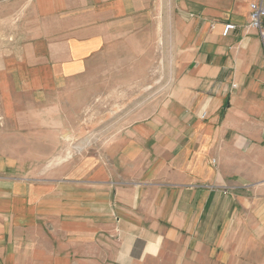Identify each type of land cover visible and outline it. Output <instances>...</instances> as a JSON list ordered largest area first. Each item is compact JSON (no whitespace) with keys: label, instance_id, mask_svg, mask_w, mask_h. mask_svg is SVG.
<instances>
[{"label":"crops","instance_id":"1","mask_svg":"<svg viewBox=\"0 0 264 264\" xmlns=\"http://www.w3.org/2000/svg\"><path fill=\"white\" fill-rule=\"evenodd\" d=\"M257 1L0 0V264H264ZM155 50L159 95L67 152L65 95Z\"/></svg>","mask_w":264,"mask_h":264},{"label":"rangeland","instance_id":"2","mask_svg":"<svg viewBox=\"0 0 264 264\" xmlns=\"http://www.w3.org/2000/svg\"><path fill=\"white\" fill-rule=\"evenodd\" d=\"M159 52L145 53L150 61L131 59L132 54L125 53L124 58L130 60L115 61L113 67V62H104L79 91L65 95L64 99L70 102L65 109L71 120L70 130L76 133V139L71 136L67 140V152L89 141L91 133L99 132L95 138L100 140L105 135L100 131L112 125L118 128L159 95V87L165 83L163 67L166 71V62L161 67V62L153 60Z\"/></svg>","mask_w":264,"mask_h":264},{"label":"built area","instance_id":"3","mask_svg":"<svg viewBox=\"0 0 264 264\" xmlns=\"http://www.w3.org/2000/svg\"><path fill=\"white\" fill-rule=\"evenodd\" d=\"M250 26L257 31L264 62V0L250 4ZM232 28L228 26L226 30ZM205 117V113L202 114Z\"/></svg>","mask_w":264,"mask_h":264}]
</instances>
